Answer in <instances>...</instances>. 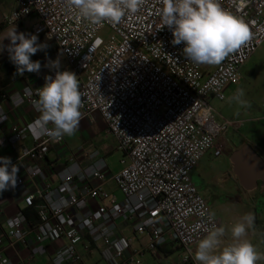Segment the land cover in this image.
I'll list each match as a JSON object with an SVG mask.
<instances>
[{"label": "built area", "instance_id": "1", "mask_svg": "<svg viewBox=\"0 0 264 264\" xmlns=\"http://www.w3.org/2000/svg\"><path fill=\"white\" fill-rule=\"evenodd\" d=\"M12 2L3 27L35 17L31 34L58 50L78 77L81 121L91 125L98 113L121 159L112 173L98 150L82 151V164L68 156L64 137L54 141L34 135L28 125L40 115L35 102L41 86L27 87L10 99L19 115L25 106L35 114L27 123L9 124L0 105V148L31 143L12 161L19 167L17 185L6 192L34 185L22 204L24 209L34 207L38 219L31 227L22 209L5 220L0 264H7V250L25 245L29 237L35 243L32 256L44 255L48 243L64 241L52 264L81 263L85 238L99 247L106 264H142L145 254L175 245L184 252L181 264H197L193 248L221 221H209L212 211L192 174L205 156L222 157L223 135L241 126L219 116L210 101H225L227 88L239 83L242 67L264 43V0H221L222 7L248 23L253 36L212 70L186 59L183 43H171L160 0H146L119 24L101 26L78 19L65 0ZM105 28L111 32L108 38L100 36ZM51 153L68 158L56 174L55 188L41 184L45 171L40 163ZM110 183L121 200L108 191ZM119 223L130 225L134 236L147 237V242L131 248V241L117 231Z\"/></svg>", "mask_w": 264, "mask_h": 264}, {"label": "clouds", "instance_id": "2", "mask_svg": "<svg viewBox=\"0 0 264 264\" xmlns=\"http://www.w3.org/2000/svg\"><path fill=\"white\" fill-rule=\"evenodd\" d=\"M146 0H65V4L78 13V19L90 25L101 26L104 22L119 24L126 14H135ZM159 10L163 28L171 31L173 45L183 43V55L198 65H220L230 54L237 52L252 39L253 33L243 18L233 14L221 5V0H160ZM10 43L5 46L0 41V52L5 48L10 61L16 66L15 75L25 72L39 73L41 62L31 57L47 48L38 43V36L17 32L14 27L4 38ZM45 67L57 69L55 76H45V83L37 90V119L28 125L37 137L50 136L59 141L78 131L83 114L82 93L77 75L69 70H59V60L49 61ZM243 89L228 98L241 107H250L242 97ZM51 125V127H49ZM19 167L11 158L0 157V193L14 189L17 185ZM215 213L208 215L213 220ZM255 217L245 214L239 222L232 225V242L223 244L224 226L213 224L207 235L197 244L193 259L197 264H257L264 260V253L247 239V229L254 224Z\"/></svg>", "mask_w": 264, "mask_h": 264}, {"label": "rangeland", "instance_id": "3", "mask_svg": "<svg viewBox=\"0 0 264 264\" xmlns=\"http://www.w3.org/2000/svg\"><path fill=\"white\" fill-rule=\"evenodd\" d=\"M22 23L24 25L23 28L19 25L14 26L17 32L30 34L31 27L28 21L25 20ZM14 27L0 28L1 37L4 40L3 45L7 46L10 43L8 39L4 38ZM109 35H111V32L107 28L100 32L102 38H108ZM4 53L9 56L6 48ZM214 67L216 66L208 69L212 70ZM237 89L244 90L242 99L248 101L251 105L250 107L245 108L237 105L235 102H228V98L235 94ZM231 90L233 93L224 102L214 101L213 104L217 107L216 112L219 116L232 121H238L241 123V126L236 130H229V133L227 131L221 140L225 142L230 136L235 137V143L226 149H229L227 151L229 153H232L244 144H250L264 159V43L257 48L242 67L241 79ZM81 125L86 129L87 124L85 121H81ZM88 131L85 133L86 140L80 137L78 131L72 136L64 137L66 142L65 148L69 153L68 156L76 158L84 164L85 161L81 158V152L98 150L105 159L109 170L112 173L118 171L121 153L116 150V141L106 133L104 123L102 122V125L96 123L93 130ZM262 145L263 148L260 147ZM79 148L81 149L79 150ZM55 156L54 153L50 154L51 158ZM59 158L65 161L68 159L64 156H60ZM192 180L209 205L212 213H215V217L221 221V226H224L226 229L225 236L222 237L223 244L221 247L224 244L232 242L230 229L245 214L251 213L256 217V212H263L261 222H257L255 219L254 224L247 229L246 236L243 238L250 241L257 251L264 253V232L262 231L264 229V188H257L252 192L242 190L232 174L230 163L223 156L220 158H213L211 155L205 156L192 174ZM107 189L119 200L122 199L121 193L113 183L108 184ZM210 195H214L217 199L212 200L209 197ZM171 249L172 253L167 256L168 258L164 262H154L152 259L146 258L145 260L143 259L142 264L181 263L184 257L183 250L178 249V247ZM96 259L99 264H106L100 257H96ZM257 264H264V260L258 261Z\"/></svg>", "mask_w": 264, "mask_h": 264}, {"label": "crops", "instance_id": "4", "mask_svg": "<svg viewBox=\"0 0 264 264\" xmlns=\"http://www.w3.org/2000/svg\"><path fill=\"white\" fill-rule=\"evenodd\" d=\"M12 3H13L12 0H0V28L3 27V18L6 14L9 13ZM26 21H28L29 26L32 27L35 21V17L26 19ZM19 26L23 28L24 25L21 22ZM30 34H31V28H30ZM0 41H2V44H4L3 42L4 40L1 37V32H0ZM37 42L41 44H46L42 40H38ZM31 59L33 61L39 60L41 62L40 72L39 73L27 72L23 76H17L15 75L16 66L10 61L9 56L5 54L4 51L0 52V105L3 107L4 111L8 115L9 124L19 123V122L27 123V121L30 120L35 115L28 106H25L19 115L17 111H14L10 99L27 87L28 88H35L39 86L42 87L45 83L44 78L47 75H51L54 78L57 69L45 67V65H47L49 61L59 60L60 71L69 70L73 72L72 68L68 65L64 56L60 52L51 48L49 45H47V48H45L44 50L38 51L35 55L31 57ZM232 87L233 86L227 88L226 99L233 93V91L231 90ZM214 101L215 100H211L210 103L216 109L217 107L213 104ZM93 120L94 122L91 125L86 122L87 124L86 129L83 128L80 122L78 133L80 137H82L85 140L87 139L85 133L86 131H88V129L89 131L93 130V127L96 125V123H100L102 125L103 120L98 113L93 114ZM8 123L7 126L9 125ZM30 144H31L30 141L27 140L21 144L14 145L13 148L11 147L0 148V157H9L11 158V161H13L18 155H20L21 149L23 147H29ZM260 147L263 148V145ZM47 159L40 163L42 170L45 171L44 172L45 176L42 177L41 184H46L52 188H55L57 186L56 174L59 173L58 168L66 161L61 160L59 157L56 156L51 158L50 154L48 155ZM61 162L62 164H60ZM33 189H34V185H26L24 188L19 189L15 193H7L6 191L0 193V237L3 239L4 242L6 240L4 237L5 220L7 218L13 217L18 211L24 209L22 204V198L27 192H30ZM255 214H256L255 219L257 220V222H261L263 212L261 213L256 212ZM117 231L121 236H124L125 238L131 241V248L143 246L147 242V237L134 236V233L130 225L128 224L119 223L117 225ZM88 242L89 239L85 238L83 239V243L80 246V251L82 253L83 260L79 264H99L98 260L96 259V257L99 258V254H98L99 247L93 244H89ZM63 244H64L63 240H60L55 243H48L45 245L44 255L32 256L31 249L34 247L35 243L33 242L32 237H29L25 245L23 244L15 245L13 249H9L4 253V257L7 259V264H28L30 262L34 264H52V260L54 258L55 252L61 246H63ZM85 246H88V248L86 249ZM173 247H177V246L175 245ZM173 247L160 246L162 250L160 251L158 249L155 255L151 256L145 254L142 258V263L146 258L152 259L154 262H158V261L160 263L164 262L168 258L167 256L164 255V253L170 252L172 250L171 248ZM196 248L197 247L193 248L192 250L193 256ZM91 261H95V262H91Z\"/></svg>", "mask_w": 264, "mask_h": 264}, {"label": "water", "instance_id": "5", "mask_svg": "<svg viewBox=\"0 0 264 264\" xmlns=\"http://www.w3.org/2000/svg\"><path fill=\"white\" fill-rule=\"evenodd\" d=\"M230 163L242 190L252 192L264 188V159L250 144L235 149L230 155Z\"/></svg>", "mask_w": 264, "mask_h": 264}, {"label": "trees", "instance_id": "6", "mask_svg": "<svg viewBox=\"0 0 264 264\" xmlns=\"http://www.w3.org/2000/svg\"><path fill=\"white\" fill-rule=\"evenodd\" d=\"M38 40H41V39L38 38ZM47 161H48V159H47ZM66 165H67V162H64V164L59 166L58 171L60 172L61 170H63ZM23 214L26 217L28 224L31 227L36 226L38 219H37V213H36V210L34 207H29V208L24 209ZM262 231L264 232V229H262ZM158 249L160 251L162 250L161 248H158ZM178 249H180V248L178 247ZM171 253H172V250L170 252H167V253L165 252L164 255L169 256Z\"/></svg>", "mask_w": 264, "mask_h": 264}, {"label": "flooded vegetation", "instance_id": "7", "mask_svg": "<svg viewBox=\"0 0 264 264\" xmlns=\"http://www.w3.org/2000/svg\"><path fill=\"white\" fill-rule=\"evenodd\" d=\"M229 132L230 131H228V133ZM235 141H236L235 137L230 136L225 142H223V155L222 156L225 157L228 160L229 163H230V155H231V153L227 152L229 149L228 150H226V149H227V147L230 148L231 144L235 143ZM230 166H231V163H230ZM209 197L212 200H214V199L216 200L217 199V197H215L214 195H210ZM228 200H230V199L228 198Z\"/></svg>", "mask_w": 264, "mask_h": 264}]
</instances>
